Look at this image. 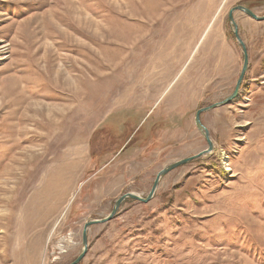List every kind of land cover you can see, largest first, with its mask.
Listing matches in <instances>:
<instances>
[{"label":"rangeland","instance_id":"obj_1","mask_svg":"<svg viewBox=\"0 0 264 264\" xmlns=\"http://www.w3.org/2000/svg\"><path fill=\"white\" fill-rule=\"evenodd\" d=\"M240 4L264 15V0H0V264L72 262L85 222L208 147L195 114L235 88ZM234 17L249 67L238 97L201 115L214 151L93 225L81 264H264V20ZM78 153L61 208L27 211Z\"/></svg>","mask_w":264,"mask_h":264},{"label":"water","instance_id":"obj_2","mask_svg":"<svg viewBox=\"0 0 264 264\" xmlns=\"http://www.w3.org/2000/svg\"><path fill=\"white\" fill-rule=\"evenodd\" d=\"M238 10L244 12L245 14H247L248 16H250L251 18H253L257 21H263L264 20V15L259 16L252 9H250L244 5H241V4L234 6L229 10L228 20L231 24V27H232V30L234 32V36H235L236 41L240 44V46L243 49V64H242V68H241L239 77L236 81V85H235L233 92L221 101L215 102L211 105H208V106H205V107L198 109L196 114H195L196 127L204 136L205 140L207 141L208 147L206 149L200 151L199 153L195 154V155H192L190 157L175 161L174 163H171V164L165 166L164 168H162L157 173V175L154 179V182L152 184V187H151L149 193L145 197L142 196L141 194L133 192V191L126 192V193L122 194L118 199H116V201H115V203H114V205H113V207H112V209L108 215H106L105 217H102V218L92 219V220L85 222V224L83 226V230H82V247H83L82 251L72 262H70L68 264H79L84 259V257L87 255V252L89 249V230H90V228L93 225L104 224V223H107V222L113 220L115 218L116 214L118 213L121 205L124 203L125 200L132 199V200H137V201H140L143 203H148L154 197V195L157 191V188H158V186H159V184H160V182L164 176H166L169 172L178 168L179 166L185 165V164L189 163L190 161H193V160H195V159H197L203 155L209 154L210 152H212L214 150L215 147H214V143L210 137L209 129L203 124V122L201 120V115H202V113H204L206 111H210V110L217 109L219 107L228 105L233 100H235L240 93L241 85L243 83L245 74H246L248 67H249L248 49H247V46H246L244 40L242 39V37L239 33V27H238V24H237L235 17H234V13Z\"/></svg>","mask_w":264,"mask_h":264},{"label":"bare ground","instance_id":"obj_3","mask_svg":"<svg viewBox=\"0 0 264 264\" xmlns=\"http://www.w3.org/2000/svg\"><path fill=\"white\" fill-rule=\"evenodd\" d=\"M183 39V42L186 43L183 50H187L193 45V42H195L196 34L191 35L186 32ZM30 140L32 139L23 138L21 140H17V146L20 147L21 142L25 143L29 142ZM45 141L46 138L44 136L39 137L40 144L44 143ZM228 158L229 157H227V155H224V159ZM82 161L83 156L82 154L78 153L76 156L67 161V163H61L47 171L45 177H43L40 181V185L35 192L36 194L31 197L29 205L27 206V211L29 210L31 212V210H33L37 213H41L44 216L54 215L61 208L65 200L63 196L66 192H68V186L71 185L69 183L74 179L73 176L76 174ZM227 170H230V168L228 167ZM47 175L48 177L46 179ZM32 206H35V208H31Z\"/></svg>","mask_w":264,"mask_h":264},{"label":"crops","instance_id":"obj_4","mask_svg":"<svg viewBox=\"0 0 264 264\" xmlns=\"http://www.w3.org/2000/svg\"><path fill=\"white\" fill-rule=\"evenodd\" d=\"M178 106V105H177ZM177 106H175L174 105V107H177ZM101 225H103V224H101ZM95 226V225H94ZM93 227V226H92ZM111 232L110 231H108V230H104L103 232H101V231H98V233H96L97 234V240H96V242L94 243V245H93V247L91 248V250L94 248V247H96V245L97 244H99V243H101V238L102 237H105V236H107V235H109ZM115 233V232H114ZM112 234H113V232H112ZM113 236V235H112ZM103 248H105V247H103ZM109 249V248H108ZM91 250H90V252H91ZM91 254V253H90Z\"/></svg>","mask_w":264,"mask_h":264},{"label":"flooded vegetation","instance_id":"obj_5","mask_svg":"<svg viewBox=\"0 0 264 264\" xmlns=\"http://www.w3.org/2000/svg\"><path fill=\"white\" fill-rule=\"evenodd\" d=\"M127 200H128V199H127ZM130 200H132V199H130ZM125 201H126V200H125ZM125 201H124V202H125ZM135 201H136V200H135ZM116 215H117V214H116Z\"/></svg>","mask_w":264,"mask_h":264},{"label":"trees","instance_id":"obj_6","mask_svg":"<svg viewBox=\"0 0 264 264\" xmlns=\"http://www.w3.org/2000/svg\"><path fill=\"white\" fill-rule=\"evenodd\" d=\"M250 8V7H249ZM82 262V261H81ZM81 262L79 264H81Z\"/></svg>","mask_w":264,"mask_h":264}]
</instances>
